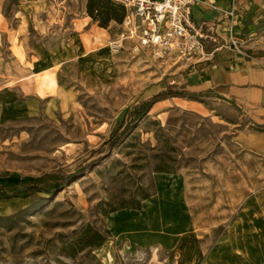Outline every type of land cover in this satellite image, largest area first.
Here are the masks:
<instances>
[{
  "label": "rangeland",
  "instance_id": "obj_1",
  "mask_svg": "<svg viewBox=\"0 0 264 264\" xmlns=\"http://www.w3.org/2000/svg\"><path fill=\"white\" fill-rule=\"evenodd\" d=\"M85 2L0 0V87L15 85L0 101V187L54 191L0 196V264H264V162L236 143L249 118L209 87L212 47L200 61L112 52L118 25L93 23ZM241 21L236 36L255 43L242 61L256 62L264 20ZM31 66L53 67L58 87ZM86 226L100 247L79 248Z\"/></svg>",
  "mask_w": 264,
  "mask_h": 264
},
{
  "label": "crops",
  "instance_id": "obj_2",
  "mask_svg": "<svg viewBox=\"0 0 264 264\" xmlns=\"http://www.w3.org/2000/svg\"><path fill=\"white\" fill-rule=\"evenodd\" d=\"M202 3L215 5L223 10L235 11V18L233 21L221 15L214 10L207 9L201 4H196L190 8V21L194 27L200 32L204 44H209L212 50L207 53L209 57L215 58L210 70H212L211 79L208 82L209 87L216 89L217 93L231 101V103L242 109L244 114L249 118L253 128L237 135L236 143L242 151L256 157L258 160L264 162V58H254L253 61H242L241 56L233 55L228 43L227 30L230 22L235 24V33L239 34L240 30L244 28L241 20L249 22L246 28L256 25L259 26L264 17V0H198ZM29 7V6H28ZM34 7V6H33ZM32 8V7H31ZM2 16V14L0 13ZM3 17V16H2ZM17 17L18 27L21 29L26 24L25 21ZM249 19V20H248ZM5 26L8 27L6 19L3 17ZM39 22H46V19L39 20ZM3 24V25H4ZM8 41V35L4 33ZM239 39V38H238ZM243 47L252 49L255 46L252 39H239ZM226 48L229 51H222ZM232 53V54H231ZM253 54V53H251ZM31 57V56H30ZM53 67L43 69L40 72H32L35 66H31L32 75L44 76V86L49 89L58 87L56 83L55 74L50 73ZM16 84V83H15ZM13 86L0 87V101L3 103L7 99V95L13 90ZM25 88H29L28 92L18 82V93L29 95L33 90L35 92H43L46 90L36 85V89H31L30 85L24 84ZM38 88V89H37ZM48 90V89H47ZM39 96V95H37ZM49 93L40 98H49ZM1 103V105H2ZM6 105V104H5ZM4 105V106H5ZM12 105V104H10ZM9 105V106H10ZM7 106V105H6ZM259 198H264V192L259 194Z\"/></svg>",
  "mask_w": 264,
  "mask_h": 264
},
{
  "label": "built area",
  "instance_id": "obj_3",
  "mask_svg": "<svg viewBox=\"0 0 264 264\" xmlns=\"http://www.w3.org/2000/svg\"><path fill=\"white\" fill-rule=\"evenodd\" d=\"M110 1L125 10L116 38L106 41L107 48L115 53L127 49L132 55L155 53L161 58L173 56L182 60L200 61L205 55L204 43L202 35L190 21V8L201 4L230 21L236 16L233 8L223 10L198 0ZM227 35L232 51L238 56L248 57L232 22Z\"/></svg>",
  "mask_w": 264,
  "mask_h": 264
},
{
  "label": "trees",
  "instance_id": "obj_4",
  "mask_svg": "<svg viewBox=\"0 0 264 264\" xmlns=\"http://www.w3.org/2000/svg\"><path fill=\"white\" fill-rule=\"evenodd\" d=\"M85 13L88 17L91 18L93 23H96L101 28H106L110 23H114L116 25H120L125 16V10L121 5L113 3L110 0H86L85 2ZM181 94V95H192V96H204L202 94H191L187 92H171L168 89L166 90V94ZM149 101L143 102L140 105L136 106L130 114V120L125 124L124 128L128 129L132 127L147 111L149 107ZM117 139V136L112 138L109 143L114 142ZM52 189H42L38 187H28L23 189L13 195H8L4 191H2L0 187V196L8 199V198H23L28 197L33 193H44L48 196L53 194ZM147 197H143L142 200H145ZM140 206H134L133 209H139ZM105 241V237L99 233L98 231L92 229L90 226H86L79 237V248H88L100 247Z\"/></svg>",
  "mask_w": 264,
  "mask_h": 264
},
{
  "label": "water",
  "instance_id": "obj_5",
  "mask_svg": "<svg viewBox=\"0 0 264 264\" xmlns=\"http://www.w3.org/2000/svg\"><path fill=\"white\" fill-rule=\"evenodd\" d=\"M127 112H128V109H123L118 114V116L115 118L113 129H112V132L110 133V138H112L118 132V130H120Z\"/></svg>",
  "mask_w": 264,
  "mask_h": 264
},
{
  "label": "bare ground",
  "instance_id": "obj_6",
  "mask_svg": "<svg viewBox=\"0 0 264 264\" xmlns=\"http://www.w3.org/2000/svg\"><path fill=\"white\" fill-rule=\"evenodd\" d=\"M102 31V34L101 33H98L94 38H93V41L94 43H100V38L102 37V35H104L103 33H105L103 30Z\"/></svg>",
  "mask_w": 264,
  "mask_h": 264
}]
</instances>
